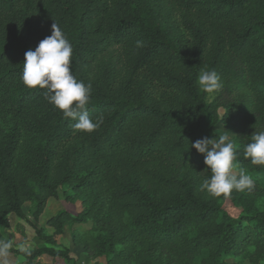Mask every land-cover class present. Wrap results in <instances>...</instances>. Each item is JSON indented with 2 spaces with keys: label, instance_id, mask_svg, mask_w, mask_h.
<instances>
[{
  "label": "trees",
  "instance_id": "1",
  "mask_svg": "<svg viewBox=\"0 0 264 264\" xmlns=\"http://www.w3.org/2000/svg\"><path fill=\"white\" fill-rule=\"evenodd\" d=\"M55 22L73 76L91 85L90 117H103L91 133L20 78L25 52ZM204 70L223 85L211 102L198 86ZM218 124L235 132V167L264 197V166L243 155L264 131V0H0V231L11 215L30 223L34 246L9 250L28 263L264 264V209L232 216L221 201L240 191L200 190L210 169L191 144L218 139ZM60 193L79 211L38 224ZM68 221L90 224L74 229L79 258L53 236Z\"/></svg>",
  "mask_w": 264,
  "mask_h": 264
},
{
  "label": "clouds",
  "instance_id": "2",
  "mask_svg": "<svg viewBox=\"0 0 264 264\" xmlns=\"http://www.w3.org/2000/svg\"><path fill=\"white\" fill-rule=\"evenodd\" d=\"M51 27V35L41 40L34 50L25 52L21 81L27 88L46 89L45 98L65 118L76 121L72 125L75 130L91 133L103 123L102 116L93 121L86 107L91 85L73 76L72 45L56 22ZM198 86L206 93H213L223 85L215 70H204L198 77ZM191 147L204 154V163L210 169V176L200 185L201 191L218 198L229 196L233 190L243 192L254 188L253 179L243 169L239 174L234 173L237 153L226 134H220L218 139L214 136L197 139ZM243 155L250 158L252 165L264 166V131L254 132ZM10 247V241H0V256L7 257Z\"/></svg>",
  "mask_w": 264,
  "mask_h": 264
},
{
  "label": "rangeland",
  "instance_id": "3",
  "mask_svg": "<svg viewBox=\"0 0 264 264\" xmlns=\"http://www.w3.org/2000/svg\"><path fill=\"white\" fill-rule=\"evenodd\" d=\"M200 75V74H199ZM218 91L213 93H207V101L211 102L217 95ZM221 115L223 110L220 108L218 110ZM214 132L218 135L226 134L234 145L235 143V132L233 130H227L223 125L218 124L214 127ZM204 156V154H203ZM235 165V162H234ZM241 169H237L234 167L233 171L236 174H239ZM244 170V169H243ZM246 172V170H244ZM247 174V172H246ZM254 181V180H253ZM61 192V191H60ZM61 193L58 198H49L47 200L46 206L43 210V213L38 217L37 222L40 225L45 226L46 220L53 214L57 213L59 210H69L73 215H75L80 209V200H65L62 199ZM248 204L251 209H264V197L252 196L250 191H243L235 194H231L228 198L222 199L221 205L222 207L232 216H236L242 209L243 205ZM30 203L26 202L23 204L22 209L25 214H27V209ZM28 215V214H27ZM17 224H20L21 229L24 233V236L20 233L19 229H17ZM46 230L49 233H53V228L46 226ZM77 228L79 232H88L90 229V224H72L70 221L64 224L63 230L61 234H54V239L56 242L65 247H69V252H71V256L73 258H79L81 252L83 254V248L80 242H78L79 236H77L78 232L74 230ZM34 238H35V230L30 225V223L11 215L8 217V227L4 230L0 231V241H10L11 247L9 250H17V249H30L34 246ZM66 247V248H67ZM74 255V256H73ZM0 264H64L60 259H49L46 257H41L38 259H34L31 262H27L22 258L20 254H15L14 252H9L7 257L0 256ZM70 264V263H65ZM82 264V262H81ZM86 264V262H85ZM87 264H106V260L104 257H98L96 259L88 261ZM243 264H252L247 260H243Z\"/></svg>",
  "mask_w": 264,
  "mask_h": 264
},
{
  "label": "crops",
  "instance_id": "4",
  "mask_svg": "<svg viewBox=\"0 0 264 264\" xmlns=\"http://www.w3.org/2000/svg\"><path fill=\"white\" fill-rule=\"evenodd\" d=\"M53 215H54V214H53ZM63 231H64V230H63ZM65 247H67V246H65ZM67 248L69 249V247H67ZM70 253H71V252H70ZM80 255H81V256L83 255L82 252H81ZM73 256H74V255H73ZM81 256H80V257H81ZM87 263H88V262H86V264H87ZM82 264H85V262H82Z\"/></svg>",
  "mask_w": 264,
  "mask_h": 264
}]
</instances>
